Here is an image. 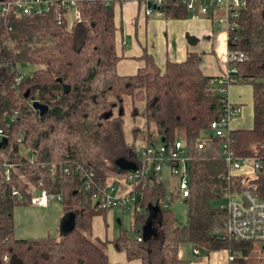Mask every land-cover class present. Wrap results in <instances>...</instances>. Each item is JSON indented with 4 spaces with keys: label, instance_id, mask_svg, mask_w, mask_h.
Masks as SVG:
<instances>
[{
    "label": "trees",
    "instance_id": "trees-1",
    "mask_svg": "<svg viewBox=\"0 0 264 264\" xmlns=\"http://www.w3.org/2000/svg\"><path fill=\"white\" fill-rule=\"evenodd\" d=\"M137 2L144 9L141 0ZM120 4V0H79L80 21L61 23L56 5L37 16L5 18L0 13V130L7 138L0 150V264H110L108 244L141 264H189L179 256L182 243L206 251L225 249L232 256L229 264H252L256 253L264 252V243L224 237L227 215L213 202L227 190L241 189L264 200V164L254 176L227 178L221 156L227 142L237 156L264 158V6L259 0H247L238 27L227 36V48L244 55L236 63L232 84L251 86L252 125L229 129L227 136L219 137L210 123L224 113L222 97L214 89V78L202 72L197 53L188 52L184 60L159 67L144 49L138 57L143 64L134 73L117 71L123 58ZM159 13L164 19L189 15L170 0ZM18 64L35 69L16 82ZM35 102L46 107L42 114L33 107ZM127 106L133 119H144L146 147L155 146L158 139L168 151L181 140L187 159L186 222L170 207H162V201L179 196L176 185L168 191L160 172L151 170L131 184L143 209L133 215L132 230L140 232L152 221L159 236L156 262L149 241H138L137 234L121 231L112 240L91 237L92 217L107 210L95 196L106 189L110 177L125 178L129 172L116 161L123 158L138 169L144 164L125 136ZM137 128L133 127V135ZM96 147L110 166L100 157L91 158ZM22 148L31 152V158L21 153ZM4 159L16 164L9 180L2 175ZM76 165L93 171L90 189H85L80 174L64 173V168ZM35 190L59 195L64 219L75 216L73 226L68 224L60 236H14V208L30 204ZM261 261L264 258L257 257L256 263Z\"/></svg>",
    "mask_w": 264,
    "mask_h": 264
},
{
    "label": "built area",
    "instance_id": "built-area-1",
    "mask_svg": "<svg viewBox=\"0 0 264 264\" xmlns=\"http://www.w3.org/2000/svg\"><path fill=\"white\" fill-rule=\"evenodd\" d=\"M79 0H6L0 3V13L3 17L11 14L14 15H42L48 13L51 8L56 5L60 12L58 14V23L68 19L69 22L80 21L81 14L77 7ZM124 3L129 0H120ZM169 0H141L144 6V13L150 15L152 12L159 13L160 7L164 6ZM176 5H181L193 14L205 15L211 18L214 22L228 34L233 29L237 28L240 14L245 9L247 0H170ZM264 6V0H259ZM209 15V16H208ZM244 59L243 53L238 50L227 48L228 66L222 75L215 77L212 80L215 86V91L222 97L221 107L224 110L223 115L219 119H215L210 123V129L216 136H227L230 117L236 114L237 108L227 98L229 86L233 83V74L236 72V63ZM23 79L19 74L16 82ZM3 133L0 130V139ZM202 147V145H199ZM221 156L226 163V176H242L248 178L255 175L264 164V158L256 157H241L233 153L227 142H224L221 148ZM143 166L133 171H129L125 177L127 183L135 184L139 181V177L151 170L160 172L163 165L169 167V172L176 179V187L178 196L184 199L188 196L186 167L187 159L184 154V145L181 140H177L168 151L161 145L159 148L148 146L141 152ZM150 163V164H149ZM16 164L4 159L2 163V175L5 180H9L12 170ZM64 173L74 172L85 178V189H90L93 182V171L85 169L80 165L74 168H64ZM37 195H32L30 199L31 205L46 206L48 200L58 197L48 193L46 190H35ZM117 187L114 185H106L105 190H100L95 197H99L100 207L109 209L114 206H121L132 212L133 215L143 211L142 207L137 202V196L132 188L129 192L117 194ZM22 197L16 192H13ZM162 207H170L169 201H162ZM226 212L227 218L224 221V237L225 235L235 240L255 241L264 243V200L259 199L251 190H227L218 205ZM141 231V230H140ZM219 233L218 230L215 231ZM138 241H143L142 232L136 235ZM193 252L199 253V249L194 246ZM229 259L232 256L229 255Z\"/></svg>",
    "mask_w": 264,
    "mask_h": 264
},
{
    "label": "crops",
    "instance_id": "crops-1",
    "mask_svg": "<svg viewBox=\"0 0 264 264\" xmlns=\"http://www.w3.org/2000/svg\"><path fill=\"white\" fill-rule=\"evenodd\" d=\"M118 16L123 39V58L117 64V71L120 74L134 73L137 67L142 66L143 63L138 57L142 55L144 49L153 56L159 67H163L167 61H182L188 52H195L199 55L200 67L205 75L219 77L227 69V34L221 27L215 30L213 23L216 22L205 15L189 13L183 19H164L157 12L146 15L137 0H129L119 5ZM250 94V109L244 111L246 109L242 108L241 115L238 116L239 105L243 101L242 87L229 86L227 98L237 108L236 114L230 117V129L251 127V86ZM68 224L69 218L65 220L63 213L59 236ZM193 248L190 243H182L179 246L180 257L189 260V264L230 262L229 253L225 249L212 251L199 249V253L195 254ZM107 254L110 264H141L137 259L127 260L124 252L115 251L111 245L107 246Z\"/></svg>",
    "mask_w": 264,
    "mask_h": 264
},
{
    "label": "rangeland",
    "instance_id": "rangeland-1",
    "mask_svg": "<svg viewBox=\"0 0 264 264\" xmlns=\"http://www.w3.org/2000/svg\"><path fill=\"white\" fill-rule=\"evenodd\" d=\"M160 15V13H158ZM161 18H163L161 16ZM214 29H220L218 23H213ZM222 29V28H221ZM17 69L19 73L23 77L30 76L35 69L34 65L31 64H18ZM232 87H242L243 93V101L239 105L240 110H238L237 115H241L242 108L246 109L244 111H248L250 109L249 102L251 99L250 94V86L245 83H234L231 84ZM143 103H139V107L141 108ZM247 113V112H246ZM125 119V136L129 143H133L135 150L138 155H141L142 150L146 148L145 146V136H146V124L144 122L143 117L137 116L136 118H132L130 116L128 106L124 115ZM137 126L139 131L133 135V127ZM155 133L154 128L151 130ZM161 146L158 139L156 140L155 147L159 148ZM101 148L96 147L92 150L91 158L94 160L100 157L102 161H105L107 166H110L109 161L105 160L101 153ZM21 153L27 157L31 158V152L22 148ZM150 164V163H149ZM110 174V173H109ZM161 180L167 185L168 191L174 189L176 184V179L170 175L169 167L167 165H163L162 170L159 173ZM254 176V175H252ZM114 185L117 187V191L115 193L122 194L130 191V185L127 183L125 178L118 177H110L107 181V185ZM33 195H37V192L34 191ZM220 201H214L213 205H219ZM170 208L174 212L175 216L181 220L182 222H186V212L187 205L183 201L181 197L170 201ZM63 216L62 202L58 197L51 199L49 203L45 207H40L36 205H17L13 211V219H14V236L16 238H40V237H58L59 236V225ZM119 220V222H118ZM92 238L99 237L101 239L112 240L116 238L121 231H127L129 236L134 237L135 234L139 232H135L132 230L133 225V214L130 210L123 208L121 206H114L105 211L104 214H96L92 217ZM142 232V231H140ZM149 241V244L152 248V259L156 262L158 258L157 254V243L159 240L158 234L153 236ZM111 245L112 244H108ZM107 245V246H108ZM179 256H181L179 252ZM260 257L264 258V252H257L255 259H253L252 264H257L256 259ZM259 264H264L261 261Z\"/></svg>",
    "mask_w": 264,
    "mask_h": 264
},
{
    "label": "water",
    "instance_id": "water-1",
    "mask_svg": "<svg viewBox=\"0 0 264 264\" xmlns=\"http://www.w3.org/2000/svg\"><path fill=\"white\" fill-rule=\"evenodd\" d=\"M65 90L68 91L69 90V86H65ZM33 107L35 109H37L38 111H40V113L42 114L46 107L35 102L33 104ZM7 145V138L4 136L0 139V150L2 148H4L5 146ZM116 165L120 168V169H126V170H129V171H133L135 170L136 166L133 162H129L123 158L121 159H118L116 161ZM185 167H187V163H185ZM74 215L71 214L69 216V226H73V220H74ZM154 235V228H153V224H152V221H147L143 226H142V237L144 240L146 239H150L152 236Z\"/></svg>",
    "mask_w": 264,
    "mask_h": 264
}]
</instances>
